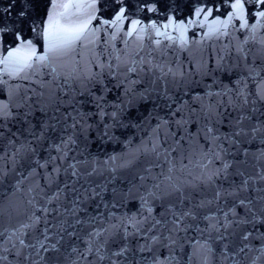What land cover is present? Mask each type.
Masks as SVG:
<instances>
[{
  "label": "snow or ice",
  "instance_id": "snow-or-ice-1",
  "mask_svg": "<svg viewBox=\"0 0 264 264\" xmlns=\"http://www.w3.org/2000/svg\"><path fill=\"white\" fill-rule=\"evenodd\" d=\"M0 264H264V0H0Z\"/></svg>",
  "mask_w": 264,
  "mask_h": 264
}]
</instances>
